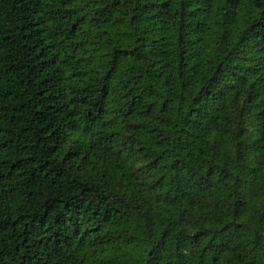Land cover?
I'll return each instance as SVG.
<instances>
[{
	"label": "trees",
	"instance_id": "obj_1",
	"mask_svg": "<svg viewBox=\"0 0 264 264\" xmlns=\"http://www.w3.org/2000/svg\"><path fill=\"white\" fill-rule=\"evenodd\" d=\"M0 264H264V0H0Z\"/></svg>",
	"mask_w": 264,
	"mask_h": 264
}]
</instances>
